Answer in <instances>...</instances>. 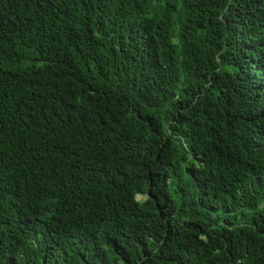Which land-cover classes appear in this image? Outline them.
<instances>
[{
  "label": "trees",
  "instance_id": "obj_1",
  "mask_svg": "<svg viewBox=\"0 0 264 264\" xmlns=\"http://www.w3.org/2000/svg\"><path fill=\"white\" fill-rule=\"evenodd\" d=\"M0 264H264V0H0Z\"/></svg>",
  "mask_w": 264,
  "mask_h": 264
},
{
  "label": "rangeland",
  "instance_id": "obj_2",
  "mask_svg": "<svg viewBox=\"0 0 264 264\" xmlns=\"http://www.w3.org/2000/svg\"><path fill=\"white\" fill-rule=\"evenodd\" d=\"M138 199H140V196H137Z\"/></svg>",
  "mask_w": 264,
  "mask_h": 264
}]
</instances>
